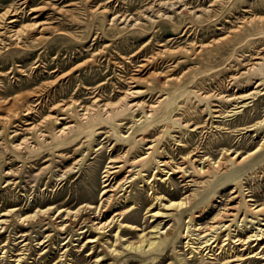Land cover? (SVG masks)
I'll use <instances>...</instances> for the list:
<instances>
[{"label": "rangeland", "instance_id": "rangeland-1", "mask_svg": "<svg viewBox=\"0 0 264 264\" xmlns=\"http://www.w3.org/2000/svg\"><path fill=\"white\" fill-rule=\"evenodd\" d=\"M15 12L17 17H11ZM13 20L17 23H9ZM0 33V217L14 208L27 216L49 206L72 211L85 203L98 206L102 173L109 161L125 155L142 138L160 140L161 160L168 156L177 163L193 153L218 160L223 149L246 156L261 148L264 134L256 137V131L249 129L262 123L264 133V96L234 117L229 116L233 107L224 98L231 99L234 91L242 89L252 76L240 74L257 62L255 58H264V0H0ZM132 79L136 83L129 84ZM130 88L140 92V102L159 106L152 119L130 111L110 123L103 116L92 122L77 116L96 99L117 103ZM72 102L73 115L61 112V105ZM56 114L78 127L72 135L76 145L62 152H57L62 142L52 135L60 126L46 121ZM28 124L44 126L41 129L48 132L51 146L38 140L35 129L23 132ZM31 137L43 152L36 161L26 162L13 145ZM263 147L244 165L227 167L214 183L204 178L199 185H185L177 176L156 181L167 199L158 203L152 202V191L136 169L108 213L112 216L120 209L128 219L124 222L144 233L121 229L118 242L113 225L104 235L94 232L89 213L64 234L52 225L46 231L48 219L23 228L9 217L5 232L0 230V264H15L18 254H24L23 264H226L227 256L193 258L184 222L192 213L208 212L198 223L210 224L235 193L229 180L236 177L254 200L264 202ZM146 149L139 144L136 151L141 157ZM66 154L71 159L66 160ZM80 158L83 162L74 171L78 173L56 182ZM9 169L16 172L13 181L5 177ZM154 173L148 169L143 174L147 180ZM156 175L165 177L161 171ZM125 177L126 173L120 174L118 183ZM193 179L197 177L186 180ZM189 196L193 205L200 204L195 212L189 208L184 213L161 211L166 217L153 216L162 209L160 204ZM20 231L28 235L27 247L20 243L24 240L17 234ZM157 235L163 244L154 252H130L128 246L155 241ZM97 238L100 241L94 244L86 242ZM41 242L46 243L44 247L39 246ZM256 244L232 246L237 248L235 253L245 255L257 250ZM65 245L67 249L62 250Z\"/></svg>", "mask_w": 264, "mask_h": 264}, {"label": "bare ground", "instance_id": "bare-ground-1", "mask_svg": "<svg viewBox=\"0 0 264 264\" xmlns=\"http://www.w3.org/2000/svg\"><path fill=\"white\" fill-rule=\"evenodd\" d=\"M11 17L16 18L17 13L15 12L14 14H11ZM9 23L16 24L17 20H13L12 22L9 21ZM13 36L15 35L13 34ZM252 60H253V57H252ZM255 60H257V62L253 63L252 66L249 69H247L248 71L246 70V72L240 74L242 78L247 75L252 76L251 80L249 81L247 80L248 82L243 86L242 89H238L237 91H234L231 99L227 97L224 98L226 99V102L229 103L233 107L230 112L231 115H229L230 117H234L244 112L246 109L250 107L252 103H254L255 101L259 100L261 97L264 96V89H262L264 87V81L262 78L264 75V58H262L261 56V58L260 57L255 58ZM134 83L136 82H134V80L132 79V82H130L129 84H134ZM133 88H130L117 103L109 102V103L103 104V101L96 99L91 106L82 107L83 109L81 110V112L79 111L80 113L79 112L77 113L78 114L77 116H79L81 120L87 121V122H92V119L103 116L105 117V120L108 123H110V122L115 121V119H117L118 117L123 116V114L126 113L127 111H130L132 112L133 116H135L138 112H142L143 116L146 119H152L156 115V112L159 106L158 105L147 106L146 103L140 102L138 100L140 92L134 91ZM73 104H74L73 102L71 104H63L59 107V109H61V112H64L67 114L69 112L71 113V111L73 110ZM49 111L51 112V110ZM59 116L60 115L56 114L55 117L52 116V118H50L49 120L46 119V121H53L57 126H60V127L54 128L52 135L54 139L62 142L60 146H58V151H57V152H62L64 150L71 149L76 145L77 139L72 138V135L75 132H78V127L77 125L73 124L72 121H69V119H67L66 117H59ZM218 117H220V115ZM41 123H44V122H41ZM261 124L262 123H258L256 125L254 124L255 126L253 127H255V129H249V131H256V137H258V135L263 137L262 135L264 133H263ZM33 125L32 124L26 125L28 129L23 132H30L35 129L38 140H40L41 143L43 144L44 143L48 144L47 146H51L50 145L51 143L48 142V138H49L48 132L41 129V128H44V126H41V125L33 126ZM169 129H170V125H169ZM243 130H245V128ZM33 140L34 139L32 137L24 138L22 141L18 142V144L13 145V149L26 162L36 161L34 159H37L38 157H40L43 152L39 146H36L34 144ZM125 140L129 141L130 137L129 139L125 138ZM261 140H263L261 148L257 149L253 153H249L246 156H243L241 153L235 152V150L231 151L228 149H223L221 157L218 160H214L209 156L207 158L202 157L199 155V153H193V154L188 155V157L185 158L183 162L181 161L182 163H177L178 161L176 162L175 160H173L172 158L168 156H164L163 160H161L162 158L160 156L161 155V152H160L161 151V147H160L161 141L160 140L149 141L146 138L135 140L134 141L135 145L131 147L125 155L120 156L118 159L111 158V161H109V164L106 166L105 170L103 171L102 173V185H103L102 190L103 191L100 197V202H99L100 204L98 206L85 203L74 211L69 210V209H59L56 206H49L46 209H38L34 214L27 215V216H23L21 208H14L1 215L0 230L2 231V233L5 232L10 222V220H8L9 217H14L18 221V223L21 226H23V228H27V226L29 225L40 224L43 222L44 219H48L51 221L46 224V226H48L46 231L47 230L49 231L50 226L52 225L55 230H57L61 234H64L67 231V229L73 226L74 222H77L78 219L83 214L89 213L91 214V224H92L93 231L96 232L97 234L104 235L105 233L110 231L113 225L114 227L112 228L116 227V229L113 231V234H115L114 237H117L116 242H118L121 239L120 237L121 229H124V230L126 229V230H131V231L133 229L134 230L136 229L138 232L144 233L142 230L137 229L138 226L131 225L129 224V222H124L128 219L127 217H124V215L119 211L120 209H118L112 216L109 215L108 213L111 205L116 200V197L119 196L120 189L125 187L124 185L127 183L128 179L130 178V176L128 175L133 176L134 171L136 169H140V176L142 177L141 182L146 183L150 187V190L152 191L150 195L152 202L158 203L162 200H167L164 197H162V195L159 193L160 186L158 185V182L171 181L173 176L179 177V179L182 180V182L185 183V185H189V182H192L194 186L199 185L201 184L199 180L204 179V178L212 179L213 183L217 182V180L219 181V177L222 174V171L225 170L227 167L229 168V166H235V167L242 166L247 162L248 159L256 155L258 151L261 150L262 147L264 146V138H262ZM139 144L145 145L147 147L146 149L147 153H145L141 157L138 155L139 152L136 151L137 145ZM62 146L68 147V148L59 149ZM50 151H54V149L51 148ZM163 153H164V148H163ZM64 157L66 158V160L71 159V157H69L68 154H66V156ZM82 162H83V158L81 160L78 159L77 161H75V163L71 167H69L65 172L61 174V176L58 175L60 180H57L56 182L60 181L61 183H63L69 173H74V174L78 173L74 171L78 169L77 167ZM118 164H122V165L116 166ZM148 169H151L152 172H155V173L151 179L146 180L145 177L147 175L143 173L146 172ZM159 171H161V174L165 176L163 179L159 178L156 175ZM59 172L61 171L59 170ZM122 173H126L127 177H125L121 182L118 183L117 181L118 176ZM192 176L193 177L196 176L197 179H193L190 181L186 180ZM5 177L10 179V181H13V179L11 178H17V175L14 170L9 169L8 172H6ZM229 181L234 183L236 191L235 193H232L233 196L232 198H230L228 204L224 207L223 211L219 212L213 218V221L210 224H207L206 226H202L200 223H198L204 220V217L207 215L208 212L206 213L203 212L199 216L195 215V213H192L190 214L188 221L184 222L185 223V233L187 236L186 237L187 245H188L187 249L190 251V254L193 255V258L194 256L198 257L200 255H205V257L207 258H210V256H213V255H217V256H222V257L227 256L228 258L226 260H228V262L226 264H240L241 262H248V261L254 264H261L264 261V249L261 250L260 248V247L264 248V244L263 245L260 244L261 242L264 243V202L259 203L258 201L254 200L253 196H250L249 193H247L244 190V186L241 183V181H238V177L233 178ZM129 188L130 187L126 188L125 190ZM237 201H239V203ZM124 202L126 203V201ZM235 202L238 203L237 206L234 205ZM160 206L162 207V209L156 214H153L154 217H157V218L166 217L165 216L166 213L165 214L161 213V211H164V212L165 211H177V212L184 213L189 208L191 211H194V212L200 208V204L196 206L195 204L194 205L192 204L190 196L188 197V199H184L180 201H169L168 205L160 204ZM213 207L211 208V210L213 209ZM132 210H135V208ZM155 229L157 231V234H160L159 232L160 227H157ZM17 234L21 235L19 238L24 239L20 243H26L23 247H27L28 244L26 241H27L28 235L26 233H22L21 231L20 233H17ZM82 234L84 233H79L78 235L81 236ZM47 237L49 239L50 235L48 234ZM139 237H141V239H144L143 234L140 235L139 233ZM153 239H155V241H147V240L142 241L140 246H137V247H134L132 245L128 246L130 249V252L140 251V254L142 255L144 254L146 255L149 252L151 253L154 252L157 248H159L163 244L162 243L163 239L162 237H158V235L157 237ZM99 241H100L99 238H97V240L87 239L86 242L88 244H94ZM106 241H109V239H106ZM226 242H228V244H226ZM252 243H255V244L257 243L255 245V247L259 246L257 250L250 251L249 253L245 255H239L238 252L235 253L237 248H235L234 246L245 247ZM45 244L46 243L41 242L39 243V246L44 247ZM227 246L228 248L226 249ZM67 247L68 245H65L62 248V250L67 249ZM113 247H115V245L111 244L109 246V248L112 250V253H115L116 249L113 250L112 249ZM2 249L4 250V248ZM67 252L68 250L65 251V254ZM22 255L24 254H20V255L18 254L17 259L13 263L23 264L24 258H22ZM99 261L100 260L98 259L96 263H99ZM184 263L190 264V262L188 261H184Z\"/></svg>", "mask_w": 264, "mask_h": 264}]
</instances>
